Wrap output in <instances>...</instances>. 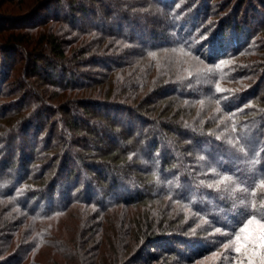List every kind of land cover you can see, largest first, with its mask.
I'll use <instances>...</instances> for the list:
<instances>
[{
    "label": "trees",
    "instance_id": "obj_1",
    "mask_svg": "<svg viewBox=\"0 0 264 264\" xmlns=\"http://www.w3.org/2000/svg\"><path fill=\"white\" fill-rule=\"evenodd\" d=\"M56 1L61 3L66 0H23L21 12L17 15H11L7 9L3 10L2 6H0V30H10V32L2 38L3 42L0 43V51L9 56L17 51L25 53L28 58L25 64V75L27 76L24 82H19L21 83L19 88L16 87L15 89L16 91L21 89L23 103L25 101L34 100L35 107L37 108H32L28 114L22 116L20 119H16L15 122L17 123L14 124V129H17L18 126L20 127L23 120L27 117L36 116L39 118L42 111L53 112L54 108H59L67 114V111H70L69 109L75 106L77 107V112L73 114V116L68 114V117L65 118L69 128L72 127L76 130H81L83 127L81 123L83 121L88 125L95 122L97 126H101L107 129V131L113 130L117 132L116 135L120 137L122 141L126 139L125 134L120 132L121 130L118 131V129L113 127L115 126V122L121 117L126 121L127 128V126H131L136 121L141 120L145 123L146 132L140 133V142L137 141V144L134 143L132 146L130 145V149L126 148L127 153L130 151L133 155V151L135 153L138 151L140 153H142V151L146 153L147 151V153L150 154L151 160L155 155H159V158L157 162L155 161L156 163L149 164V171L147 174H149L151 178H148L147 181L149 184L147 186L152 189L147 193L136 188L134 190L135 195L131 193L130 195L118 196L115 192L121 185V180L127 181L128 179L123 169L125 166H110L105 164L106 167L104 168L109 169V173L103 176V173L98 170L94 180H88L86 177H83L82 174L81 176L78 174L77 178H80L82 184L86 181V185L84 188H81L80 191L72 193L69 199L65 201L64 198L58 199L54 197L56 190L60 187V183L57 181L59 178H56V180L50 183L52 178L47 177V175L51 174V177L57 175V170L62 166L63 170L68 169L70 156H72V152L75 151L73 148L74 146L70 145V147H68L70 142L68 143L66 140L64 141L62 138L60 139L58 137L60 141L65 142L64 146L58 149L57 143L52 144L50 139H46V144L47 146L49 145V148H47L49 150L52 149L51 153L54 154L51 156L50 153H47L45 157L48 159L50 158V160H48V163L44 167H41V170L36 176L31 178L34 181L30 182L28 180L29 178H26L27 176H22L23 171H27L28 169L25 165L27 158L25 155L28 156V154L23 151L24 156L21 157V163L20 165L18 164L17 167L18 170H14L13 174H11L12 176L15 174V176L12 177L3 174L5 171L0 172V177L3 178V186L0 188V199H10L14 206L24 210V212L31 217L30 219L34 226L32 227L33 235L30 234V237L33 236V238H31L32 240L30 241L29 239L24 240L22 236L18 237L19 244L16 246V250L18 251L15 253H8L6 257V255H3L5 253H3L4 248L1 241L7 238L6 240H10L9 243H11L15 238L17 239L16 235L18 228L7 235L9 229L7 228V222L4 221L5 219L0 218V264H23L24 261L28 260L30 254L37 256L42 253L44 249H50V251L53 252L47 257L46 261L41 262L34 260L33 256L31 264H55L57 261L55 258H58L56 253L62 255L61 257L66 262L64 264H90V259L87 255L94 251V246L92 247L90 244V240L95 234L94 228L96 225L92 222L93 220L86 218L78 231L74 228H60L59 230L56 229V227L53 228L46 222H49V220L51 222L53 219L47 217L65 211L68 205L76 202H84L87 204L98 203V206L103 210L110 211L116 204L121 202L139 204L151 197L152 199L158 200H162L163 197H168L174 203L181 205L185 209H191L198 216L207 220L214 218L210 212L216 209V203L221 209H224L223 207H229L225 201L218 199L220 196H223L222 194L216 196L214 203L211 199L213 203L211 204L208 200V195L213 192L214 188L204 184L200 179L195 180L191 170L187 169L183 171L179 167L177 160L174 157H169L172 150L166 149V146L171 145V147L176 150V147L171 144V133L175 132L179 134L186 129H189L191 132V137L189 139L192 143L200 144L199 150L197 149V154L201 157H212L217 147H227L228 145L218 138L219 135H216V130L212 128L207 121L206 123L203 122L204 120L193 122L190 120V116L182 121L181 114L184 109L177 111L171 108L173 110V115H171L167 112L168 110L166 107L157 110L156 107L152 108L151 105H154L155 101L158 99L166 97L168 94H164L165 92L175 94V97L183 100H190V110L197 108V103L213 104L216 102L221 110L227 114L243 147H246L247 144L245 138L242 137V130L256 119H261L264 115V105L260 103V100L254 104V100L251 105L246 106L252 99L256 98L258 93L256 94L254 90L241 92L235 87V84H239L242 79L248 78L251 73L250 71H252L251 68L254 67L255 64L264 68V39H261L264 37V29L258 31V33L261 34V37L258 38L259 40H256L254 37V34L257 33L255 29V32L251 30L253 36L250 38L249 35L248 41H246L249 32L245 31L241 22L227 19L209 22V13L201 18L202 13H200V11L201 8L204 7L201 5L202 2L198 4V0L192 1L194 4L191 8L192 12L188 13L186 11L189 9V5L183 3V0H164V4H158L157 6L159 9H164L165 16H163L157 24L161 27L158 32H163L165 29L163 27L167 25L166 30L168 33L166 31L164 34V39L167 40V43L163 47L156 44V42L149 41V39L141 40L140 43L143 44L144 47L140 46V48L143 47V50H141L138 48L139 45L138 47L136 46L138 51H142L141 54L138 55L140 58L154 56L158 53L157 51L162 50L159 48H165L189 56L191 64H196L198 66L205 63L207 66L205 67L203 64L201 67L202 70L193 73L192 71L194 69L190 68L188 65V67H184L183 70L190 69L191 72L184 75V71H180V68L178 71L176 70V73H174V71L171 72L168 68L167 70H163V65H161L162 61L155 60L142 69L144 72H142L140 68V70L130 69L132 72H128L127 74L129 75H126L125 78L124 75L127 70L120 71L119 75L123 76L120 80H116L115 78L110 79L111 75L119 69L129 67L127 63H121L117 60V58L121 59V57H124L122 54H125V52L120 53L123 46L118 45L117 40L119 39L128 43L134 42V40L131 39L128 33L123 32L124 28H119L121 30L119 35L115 34L113 32L114 29L109 25L110 23L105 17L106 15H100L95 19L93 18L89 26L79 22L80 19L77 13H88L90 7H93L95 4L94 1L96 0H82L88 1L87 3L80 2L79 0H70L71 2L68 1L69 7L65 8L66 10H59L60 7L54 8L53 15L51 17L49 16V18L61 22L62 27H68L80 32L72 42H77L78 47L72 50L70 56L67 54L64 47L66 43L64 36L70 33L67 30H60L61 34L59 35H47L44 40L42 39V41L39 42L42 48L40 51H27L23 49L24 45L31 44V42L26 38L25 33H17L12 26L8 27L9 23H24L30 20L42 22V11L53 8L54 2ZM110 2L112 4H117L119 0H110ZM107 7L103 4L104 10L106 9V12L109 13L108 17L120 19L129 18V15L126 16L123 12L121 13L120 10L119 12H109ZM103 19L105 22H103ZM149 22L150 21L147 20V24ZM186 27H192V29L188 30ZM153 29L154 28H149L148 32L152 39H156L159 33H156V29ZM194 35L195 37H193ZM204 35L209 36L203 41L202 38ZM227 39L229 43L226 45ZM242 58H246L247 60L242 61ZM44 59H46V63L42 65L41 61ZM234 60L235 62H233ZM157 61L159 62V66L156 64ZM135 62H137V60ZM93 63H99L108 72L104 74L101 72L98 74L99 72H96V70L94 72H85L81 69V67H85L86 69L88 65ZM131 66L132 63L130 67ZM155 68H157V74L154 76L155 78L151 80V73L154 72ZM182 73L183 75H181ZM30 75L31 77H36V81L41 85L42 89L39 90V88L35 86H29L30 84L27 86L29 82L27 77ZM201 77H208L209 83H200L196 85V79ZM45 83L55 87V89L51 90L50 88H44L43 86ZM11 91L13 90H10V92ZM138 91H140V93L144 91L145 93L140 97L139 94H136L139 93ZM2 94L0 92V95ZM136 100H138V102H136ZM133 102L136 103L134 104ZM2 108L3 107L0 105V109ZM8 110H5L3 115H7ZM190 112L192 113L193 111ZM205 113L207 114V112ZM86 116L94 119L87 117L88 119L86 120ZM30 122L31 119H29L27 123L30 124ZM87 124L85 126L86 128H88ZM150 125L157 126L159 129L156 127L151 128L152 126L149 127ZM30 128H32V123ZM12 131L13 129L9 128L8 131L3 132L0 128V143H2V141H11L12 137H14ZM126 131L127 130H125V133ZM69 132L68 137L72 139V144L74 142V145L81 146V144H79L81 140L75 137V134H73L70 129ZM159 134L163 139L157 136ZM51 135L54 138L56 137L54 130ZM62 136L64 137L66 135L64 134ZM141 141H144V143ZM145 143L147 144L145 145ZM207 143H211V146L205 147L204 145ZM180 145L188 147L186 142H181ZM146 148L149 149L146 150ZM246 149L249 150L250 148L246 147ZM257 149L256 155H258V161H261L264 155L263 139L259 141ZM190 150H193L192 147ZM127 153H123V150H117L116 153L112 155L113 158L111 159L123 158V161H127L126 157H129ZM75 154L83 161L81 153ZM221 154L219 156H221ZM63 158H65L64 161ZM85 163H87L86 160ZM2 166L7 168L6 171L9 168L4 157L0 158V167ZM216 168L219 169V167ZM74 171L75 170H71L70 173L73 174ZM260 174L262 177L260 181L264 180V171ZM185 182L190 183L189 187L183 185ZM94 183H97V187H95ZM147 186H145V188L148 189ZM242 186L248 192V198L244 201L245 208L239 209L241 213L233 212L230 214L231 218H235L232 223L215 222L217 227H222L224 229L228 228L227 230L233 231L235 234H240L241 229H245L250 217L255 216L258 220L264 217V207H259L261 201L264 200V193L260 194V192L257 191V183H252V185H245V183H243ZM95 191H101V199L96 200L93 194L91 195V193ZM102 191L109 193L114 192L115 195L112 200L108 201ZM252 192H254L255 195H249ZM212 195L215 196L214 193H212ZM51 203L54 204L50 205ZM240 215L242 216L239 217ZM216 216L219 217L218 214ZM142 218L143 220L139 221L133 219H131V221H127L126 219L123 221V227H125L129 233L132 232L134 234L133 236H135V238L133 239L135 245L138 244L137 248L141 245V247H143L138 254L130 259V261H133L132 263H136L144 257L148 259L157 258L158 255H155L152 250L156 247H161L164 243L166 244V240L170 237L166 238L167 235L176 229H180L179 225H175L177 220L167 219L171 217L166 216L165 212L156 211L153 213L146 211V213L142 215ZM261 221L264 222V220ZM172 239H174V236ZM183 239H188V237H184ZM99 243L101 246L94 247L98 251L103 247V243L100 241ZM123 243H125V248L130 247V242L128 244L126 240H124ZM217 246L218 245L214 248L216 249L219 247ZM215 249L213 250V248L210 247L202 250L201 253H191L186 258L189 261L196 257L210 254L212 251H215ZM5 250H7V247ZM4 256L5 258L1 259ZM245 262L244 260V263ZM259 262L264 264V260ZM59 264L61 263L59 262Z\"/></svg>",
    "mask_w": 264,
    "mask_h": 264
},
{
    "label": "rangeland",
    "instance_id": "obj_2",
    "mask_svg": "<svg viewBox=\"0 0 264 264\" xmlns=\"http://www.w3.org/2000/svg\"><path fill=\"white\" fill-rule=\"evenodd\" d=\"M68 1L71 2L70 0H66L65 2L61 3L56 1L54 2L53 8L43 10L41 13L43 14L42 22H38V20H30L24 23H9L8 27L12 26V28L15 29L17 33H25L26 38H28L31 42V44L24 45V50L40 51L42 48L40 47L39 42H41L42 39L44 40L47 35H59L61 34L60 30H67L70 33L65 34L64 36V40L66 42L64 47L67 54L70 56L72 50L78 47L77 42H72L74 38L80 34V32L68 27L64 28L62 27L61 22H57L54 19L49 18V16L51 17L53 15L52 13L54 8L56 9L60 7L59 10H62L69 7ZM79 1L81 2L82 0ZM192 1L194 2V0H183V3H187V5H189V9L186 11L188 13L192 12L191 8L194 5ZM82 2L87 3L88 1ZM94 3L95 4L93 7H90L88 13H77L79 16L78 18L80 19L79 22L83 23V25L85 23L86 26H89L91 25V20H93V18L95 19L100 15H106L105 17L109 21V25L114 29L113 32L115 34L119 35L121 31L120 29L124 28L123 32L128 33L131 36V39L134 40V42L131 43L119 39L117 40V44L123 46L120 53L125 52V54H122L124 57H121V59L117 58V60H119L121 63H127L129 67H126L125 69H119L118 71L114 72L110 79L115 78L116 80H120L123 75L120 76L119 72L127 70L124 75L125 78L126 75H129L127 74L128 72H132L130 69L135 70L140 68L142 70L145 66L150 65V62L155 60L162 61L161 65H163V70H167L168 68L171 70V72L174 71V73H176V70L178 71L179 68L180 71H184L183 68L188 67V65L190 68L194 69L192 71L193 73L198 70H202L201 67L203 64L205 67L207 66L205 63H202V65L198 66L196 64H191L189 56L178 52H173L172 50L165 48H159L162 50L157 51L158 53L154 56L140 58L139 55L141 54V50H143L144 47V45L140 43L141 40L149 39V41L156 42V44L163 47L167 43V40L164 39V34L167 31V25L165 24L166 26L163 27L165 28L163 32H158L161 27H159L160 25L158 26L157 24L160 22L163 16H165L164 9H159L157 6L158 4H164V0H119V3L117 4H112L110 0H96ZM102 3L106 5V7L108 6L107 8L109 12H119L120 10V12H123V14L126 16L129 15V18L120 19L116 17H108L109 13L106 12V9L104 10ZM198 4L204 6H201V18H203L205 14L209 13V22L220 21L221 19L232 21L237 20V22H241V24L244 26L245 31L249 32L246 41H248L249 35L250 38L253 36L255 29L257 32L254 34L256 40H259L258 38L261 37V34L258 33V31L260 29H264V0H198ZM0 6H2L3 10L7 9L11 15H17L21 12L23 0H0ZM147 20L150 21L148 24ZM103 22H105L104 19ZM149 28H154L156 29V33H159L156 39H152L148 32ZM187 29L191 30L192 27ZM251 30L254 31L252 32ZM9 32L10 30H0V43L3 42V36L5 37V35H7ZM208 36L209 35H204L202 38L203 41ZM193 37H195V35ZM228 39L226 40V45L229 43ZM261 39L263 40L264 37ZM207 41L210 42L209 40ZM136 46L138 48H140V46L143 47H141V50L138 51ZM48 54L52 56L50 53ZM27 59L28 58L24 52H13V54L9 56L6 53L0 51V92L1 94L4 93L0 95V105L3 107L0 109V128L3 132L8 131L9 128H12V132L14 134V137H12L11 141H2V143H0V158L4 157L9 166L7 171V168H4L3 166L0 167V172L5 171L3 174L12 176L11 174H13V171L16 170L18 164L20 165L21 163L20 160L21 157L24 156V151L26 154H28V156L25 155V157H27L25 165L28 167V169L27 171H23L22 176H27L26 178H29V182L34 181L31 178L36 176V174H38L41 170V167H44L48 163V160H50V158L48 159L45 157L47 153H50L51 156L54 154L51 153L52 149H48L49 145L47 146L46 139H50L52 144L57 143V146L59 147L58 149H60L65 143L59 140V138H62V140H66L68 143L70 142L68 147H70V145L74 146L73 148L75 151L72 152L73 155L70 156L68 169L63 170L62 166L57 170V175L53 177L50 176L51 174L47 175V177L52 178L50 183L56 180V178H59L57 181L60 183V187H58L56 190L54 197L58 199L64 198V200L67 201L72 193L75 191H80L81 188H84L86 185V181L82 184L80 178H77L78 174H80V176L82 174L83 177H86L88 180H94L97 176L98 170L103 173V176L109 173L110 170L104 168L106 167L105 164L110 166H125L123 169L128 179L127 181L121 180V185L115 192L118 196L127 194L130 195L131 193L135 195L134 190L136 188L146 193L149 192L152 189L147 186L149 184L147 180L150 177L149 174H147L149 171V164L156 163L159 155H155L151 160L150 154L147 153V151L146 153H143V151L142 153L139 151L135 153L133 151L132 155L130 151L127 153L126 150V148H131L130 145L132 146L134 143H138L137 141L141 139L139 138L140 133L146 132L144 125L145 123L141 120L136 121L131 126H127V128L126 121H124V119L121 117L117 122H115V126L113 127L118 129V131L121 130L120 132L125 134L126 139L123 141L116 135L117 132L113 130L107 131V129L97 126L95 122L88 125L85 121H83L81 123V126H83L81 130H76L72 127L69 128L65 118L68 117V114L73 116V114L77 112V107L75 106L72 109H69L70 111H67V114L62 109L54 108L53 112L42 111L39 118L32 116L24 119V117L22 125H20V127L18 126L17 129H14V124L17 123L15 122L16 119H20L22 116L28 114L32 108L37 109L35 107L34 100L25 101L23 103L21 89L17 91L15 89L16 87L19 88V85H21L19 82L25 81V77L27 76L25 75V64ZM136 60L137 62H135ZM235 60L233 62H235ZM245 60L247 59L244 58L242 61ZM41 62L42 65L45 64L46 59ZM128 63L130 65L132 63V66L130 67ZM156 64L159 66L158 61ZM81 69L85 72H94L96 70V72H99L98 74L101 72H103V74L108 72L99 63H93L88 65L86 69L85 67H81ZM156 70L157 68H155L154 72L151 73V80L155 78L154 76L157 74ZM251 70L252 71H250L251 73L249 74V77L242 79L239 84H235V87L241 92L254 90L256 94L258 93L256 98L252 99V101H250L246 106L251 105L254 100V104L260 100V103L264 105V68L255 64ZM142 72H144V70H142ZM189 72H191L190 69L185 70L184 75L186 73L188 74ZM181 75H183V73ZM27 80H29V82L27 81V86L30 84L29 86H35L39 88V90L42 89L41 85L36 81V77H31L30 75L27 77ZM196 80V85L200 83H209L208 77H201ZM43 87L50 88L51 90L55 89V87L50 86L47 83H45ZM10 90L13 91L10 92ZM138 92L139 93L136 94H139L140 97H142L145 93L144 91H141V93L140 91ZM164 94L168 95L155 101L154 105H151L152 108L156 107L158 110L162 107H166L168 110L167 112H169L171 115H173L172 109H176L177 111L184 109L181 114L182 121H184L188 116H190L189 118L193 122L204 120L203 122L206 123L207 121L211 127L216 130V135H219L218 138L228 145L227 147H217V150H215V153L212 157H201L197 154L200 144L192 143V141L189 139L191 137V132L189 129H186L184 132H180L179 134L175 132L171 133V144L176 147V150H174L171 145L166 146V149L172 150L171 154H169V157H174L177 160L179 167L183 171L187 169L191 170L195 180L200 179L204 182V184L214 188L213 192L208 195V200L211 204L214 203L217 195L222 194L223 196H220L218 199L225 201L229 207H223L224 209H221V207H218L216 203V209H213L210 212L214 218L207 220L198 216L191 209H185L181 205L174 203L168 197H163L162 200L152 199L151 197L139 204L121 202L116 204V206L110 211L103 210L100 206H98V203L87 204L84 202H76L68 205L66 208L67 210L65 209V211L56 213L51 217H47L53 219L51 222L50 220L49 222H46L49 223L53 228L56 227V229L59 230L60 228H74L78 231L86 218L93 220L92 222L96 226L94 228L95 234L92 236L90 244L92 247H99L101 246L99 243L100 241L103 243V247H101L99 251L93 247L94 251L87 255L90 259V264H261L259 261L262 262L264 260V246H262L259 241V233L262 230L258 224H247V227H245L244 231H241L240 234H235L233 231L231 232L230 230H227L228 228L226 227V229L217 227L215 222L232 223L235 218H231L230 214L233 212L241 213L239 209L245 208L244 201H246L248 198V192L242 186L243 183H245V185L257 183V191L260 192V194L264 193V180L260 181L262 178L260 173L264 171V155L261 158V161H258V155H256V149L259 141L261 139L264 141V115L261 117V119H256L253 123H250L248 127L242 130V137L245 138L247 144L246 147L250 148L247 150L246 147H243V144L239 140L240 138L234 131L232 123L227 114L221 110L216 102L213 104L197 103V108L190 110V100L180 99L175 97V94H170L168 92H165ZM138 100H136V102H138ZM4 108L5 110L9 109L7 111V115H3L5 111ZM190 111L193 112L191 113ZM205 112H207V114ZM87 117L91 118L86 116V120L88 119ZM29 119H31L30 124L27 123ZM31 123L32 128H30ZM86 124L88 125V128L85 127ZM149 127H156L159 129V127L153 125H150ZM69 129L73 134H75V137H78L81 140L79 143L81 146L74 145V142L72 144V139L68 137L70 133ZM53 130L56 134L55 138L51 135ZM125 130H127L126 133ZM64 134L66 136L63 137L62 135ZM157 136L162 138L160 134ZM181 142H186L188 147L180 145ZM142 143H144V141ZM146 144L147 143H145V145ZM204 146L209 147L211 146V143H207ZM191 147L193 150H190ZM148 149L149 148H146V150ZM117 150H123V153H127V155H129V157H126L127 161H123V158H116L114 160L111 159L113 158L112 155L115 154ZM75 153H81L83 161L80 160ZM220 154L221 156H219ZM64 159L65 158H63V161ZM85 160L87 163H85ZM216 167H219V169ZM71 170H75L73 174L70 173ZM13 176H15V174ZM224 176L231 177L233 183L221 185L219 188L216 187L215 185H217L219 180ZM2 179L3 178L0 177V188L3 186ZM189 184L190 183L186 182L183 183L185 187H189ZM94 185L97 187V183H94ZM145 186H147L149 190L145 188ZM102 192L105 194L108 201L112 200L113 196L115 195L114 192ZM100 193L101 191H95L91 193V195L93 194L96 200H98L102 198ZM212 193H214L215 196H213ZM211 199L213 200V203ZM53 204L54 203H51L50 205ZM146 211L153 213L156 211L165 212L166 216L171 217L167 219L177 220L175 225H179L180 229H176L167 235L166 238L169 236L170 237L168 240H166V244L164 243V245H161V247H156L152 250L155 255H158L157 258L148 259L147 257H144L136 263H132L133 261H130V259L138 254V252L142 250L143 247H141V245L139 248H137L138 244L135 245V241L133 239L135 238V236H133L134 234L132 232L129 233V231L123 227V221L125 219L127 221H131V219L138 221L143 220L142 215H144ZM217 214L219 217L216 216ZM241 216L242 215L239 217ZM0 218L5 219L4 221L7 222V228H9L7 235L11 234L14 232L13 230L18 228L16 235L17 239L15 238L11 243H9L10 240H6L7 238H4L2 241L0 240L4 248L3 253L5 254L3 255H6L7 257L8 253H15L18 251L16 250V246L19 244L18 237L22 236L24 240H32L31 238H33V236L30 237V234H32V227L34 224L31 222V217L25 213L24 210L14 206L10 199H0ZM261 223L264 222L261 221ZM173 236L174 239H172ZM237 236L240 237L239 240L236 239ZM246 236L256 237L255 242H249L245 245L244 238ZM184 237H188V239H183ZM124 240H126L128 244L130 242L129 248L124 247ZM216 245L219 247L217 246L218 248L215 249L214 247ZM6 247L7 250H5ZM210 247H212L213 250L215 249V251H212L207 255L196 257L189 261L186 258L191 253H201L202 250ZM237 248H240L239 252L236 251ZM43 251V254L40 253L37 256L30 254L28 260L26 259L27 261H24L23 264H31V259L33 256V259L36 261H46L47 257L53 252L50 251V249H44ZM56 254L58 258H55V260H57L55 264H59V262L61 264L66 263L61 257L62 255L60 253ZM4 258L5 256L1 259ZM244 260L246 261L245 263Z\"/></svg>",
    "mask_w": 264,
    "mask_h": 264
},
{
    "label": "snow or ice",
    "instance_id": "obj_3",
    "mask_svg": "<svg viewBox=\"0 0 264 264\" xmlns=\"http://www.w3.org/2000/svg\"><path fill=\"white\" fill-rule=\"evenodd\" d=\"M233 183V180L231 177H228V176H224L222 179L219 180L218 184L215 185L216 187H220L221 185H228V184H231ZM250 195H255L254 192L250 193ZM259 207H264V200L261 201V204L259 205ZM261 220H264V217H261L260 220H257L255 216H252L249 218V220L247 221V224L248 225H251V224H258L260 229L262 230L260 233H259V241L261 243L262 246H264V223H261ZM247 227V225L245 226ZM245 229H241V231H244ZM237 240L240 239L239 236L236 237ZM256 240V237L254 236H246L244 238V243L245 245L248 244L249 242H255ZM236 251H240V248H237Z\"/></svg>",
    "mask_w": 264,
    "mask_h": 264
}]
</instances>
